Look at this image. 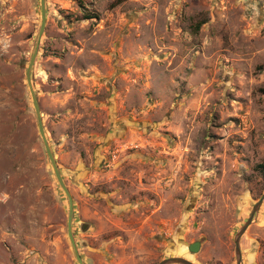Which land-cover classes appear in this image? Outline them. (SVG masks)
I'll return each mask as SVG.
<instances>
[{
	"label": "rangeland",
	"instance_id": "obj_1",
	"mask_svg": "<svg viewBox=\"0 0 264 264\" xmlns=\"http://www.w3.org/2000/svg\"><path fill=\"white\" fill-rule=\"evenodd\" d=\"M45 9L31 81L83 263L236 264L264 195V0ZM40 24V0H0V264H78L26 83ZM239 244L264 264V203Z\"/></svg>",
	"mask_w": 264,
	"mask_h": 264
},
{
	"label": "water",
	"instance_id": "obj_2",
	"mask_svg": "<svg viewBox=\"0 0 264 264\" xmlns=\"http://www.w3.org/2000/svg\"><path fill=\"white\" fill-rule=\"evenodd\" d=\"M40 14H41V24H40V30H39V35H38V41L36 43L34 53H33L32 57L29 61L27 69H26V83L28 86V90H29L30 97L32 100V105H33L34 112L36 115L37 127H38L40 138H41L42 143L44 145L45 152H46L48 159L50 161V164L52 166V169H53L55 178L58 182V185L60 186V188L64 192V194L67 198V201H68L67 236H68L70 245L72 247L76 262L78 264H84L79 253H78L76 243H75V240L73 237V231H72L73 199H72V196H71L70 192L68 191L66 185L63 182V179L61 177V174L59 172V169H58L57 164L55 162V159L53 157L52 151H51L50 146L48 144V141H47V138H46V135L44 132L43 123H42L40 107H39V104H38V101H37V98H36V95H35V92L33 89L32 81H31V69H32L34 60H35L37 53H38L39 39H40V36L43 32V28L45 25V16H46L45 0H40ZM262 202H264V195H262L261 198L257 201V203L253 206L247 221L244 223V225L239 229V231L235 235L234 252H235V257H236V264H240V262H241V250H240V244H239L240 239H241L242 235L245 233V231L247 230V228L251 225L252 220L255 216V213L258 211ZM86 228H87V225L82 226L83 230ZM187 249L191 254L197 253L199 250V243H192L187 247ZM159 264H194V263L189 261L188 259L183 258V257H170V258L164 259Z\"/></svg>",
	"mask_w": 264,
	"mask_h": 264
},
{
	"label": "flooded vegetation",
	"instance_id": "obj_3",
	"mask_svg": "<svg viewBox=\"0 0 264 264\" xmlns=\"http://www.w3.org/2000/svg\"><path fill=\"white\" fill-rule=\"evenodd\" d=\"M262 203H264V202H262ZM262 205V204H261ZM247 221V220H246ZM253 221V220H252ZM248 229V228H247ZM246 232V231H245ZM244 235V234H243ZM242 235V236H243ZM242 238V237H241ZM240 264H242V254H241V262H240Z\"/></svg>",
	"mask_w": 264,
	"mask_h": 264
},
{
	"label": "trees",
	"instance_id": "obj_4",
	"mask_svg": "<svg viewBox=\"0 0 264 264\" xmlns=\"http://www.w3.org/2000/svg\"><path fill=\"white\" fill-rule=\"evenodd\" d=\"M86 18H91V17H86Z\"/></svg>",
	"mask_w": 264,
	"mask_h": 264
}]
</instances>
